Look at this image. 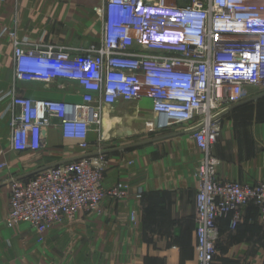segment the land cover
<instances>
[{
	"label": "built area",
	"instance_id": "obj_1",
	"mask_svg": "<svg viewBox=\"0 0 264 264\" xmlns=\"http://www.w3.org/2000/svg\"><path fill=\"white\" fill-rule=\"evenodd\" d=\"M98 12L101 40L87 47L9 33L16 82L77 84L81 97L35 99L19 95L14 86L11 148L40 150L47 146L46 129L56 126L65 139L89 149L90 132L100 129L106 111L121 101L150 98L148 130L183 125L203 152L195 169L196 258L198 264H213L220 218H230L236 230L254 204L264 221V181L218 178L215 154L227 114L246 101L248 88L264 89V0H102ZM102 162V155H84L12 178L6 224L27 222L41 241L55 224L81 212H103L105 197H122L126 190L104 186Z\"/></svg>",
	"mask_w": 264,
	"mask_h": 264
},
{
	"label": "crops",
	"instance_id": "obj_2",
	"mask_svg": "<svg viewBox=\"0 0 264 264\" xmlns=\"http://www.w3.org/2000/svg\"><path fill=\"white\" fill-rule=\"evenodd\" d=\"M102 0H0V32L19 39L87 47L102 36ZM9 65L2 68V57ZM65 82L64 84H66ZM14 80V44L0 39V264H198L196 258L195 169L203 152L183 125L148 130L152 100L119 102L106 111L99 130L83 149L56 127L46 129L40 150L11 148L12 96L78 102L80 88L69 83ZM248 98L223 120L215 147L220 179L254 183L264 179V89L248 88ZM103 156L107 189L123 186L126 195L105 197L103 212L79 213L48 228L39 240L27 222L13 227L9 213L10 180L84 156ZM139 192L143 193L138 197ZM220 238L213 264H264V221L254 204L236 230L230 218L218 220Z\"/></svg>",
	"mask_w": 264,
	"mask_h": 264
},
{
	"label": "rangeland",
	"instance_id": "obj_3",
	"mask_svg": "<svg viewBox=\"0 0 264 264\" xmlns=\"http://www.w3.org/2000/svg\"><path fill=\"white\" fill-rule=\"evenodd\" d=\"M15 30H13V31H8V32H3L4 33V36L8 33V36H9V38H11L10 37V32H14ZM2 33V34H3ZM1 34V32H0V39L3 37V35ZM9 65V60H8V56H6V55H4V57H2V68L5 70L6 68H7V66ZM11 122H12V117H11V119H10V127H11V133H12V125H11ZM148 129V128H147ZM218 160V159H217ZM218 164V163H217ZM257 181H264V179H259V180H257ZM8 216V215H7ZM7 218V217H6ZM5 222H6V219H5ZM8 226V225H7Z\"/></svg>",
	"mask_w": 264,
	"mask_h": 264
}]
</instances>
